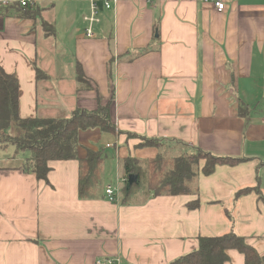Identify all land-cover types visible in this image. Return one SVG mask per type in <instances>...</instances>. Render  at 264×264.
I'll use <instances>...</instances> for the list:
<instances>
[{
    "label": "crops",
    "instance_id": "0c3cea01",
    "mask_svg": "<svg viewBox=\"0 0 264 264\" xmlns=\"http://www.w3.org/2000/svg\"><path fill=\"white\" fill-rule=\"evenodd\" d=\"M214 1L97 2L92 37L86 1L41 0L37 19L0 11V68L17 79L18 116L68 118L111 100L114 133L90 129L97 142H85L79 131L78 156L108 151L102 176L113 164L116 174L101 177L99 197L80 200L77 160L49 162L45 182L24 156L1 159L0 264H167L195 250L198 237L229 232L264 254V203L254 192L235 198L251 187L264 196V0H223L221 12ZM35 67L48 78L37 81ZM128 133L160 139L175 155L244 160L199 175L197 193L111 202L104 191L124 179L121 160L159 153ZM227 255L225 264H244L239 252Z\"/></svg>",
    "mask_w": 264,
    "mask_h": 264
},
{
    "label": "trees",
    "instance_id": "16d2710c",
    "mask_svg": "<svg viewBox=\"0 0 264 264\" xmlns=\"http://www.w3.org/2000/svg\"><path fill=\"white\" fill-rule=\"evenodd\" d=\"M13 10L20 19H37L39 8L26 9L20 6L3 9ZM45 31L53 33L51 25L45 23ZM112 65V61L111 64ZM36 80H45L48 75L35 67ZM78 82L86 84L79 72ZM108 77H112L109 70ZM110 103L99 104L94 110L75 109L68 118L34 117L22 119L18 116V83L15 75L7 74L0 68V147L12 146L15 154H21L32 163V172L37 180L47 181L51 161H78L77 195L80 200L99 197L102 191V171L105 155L102 150L87 149L82 158L78 156V133L89 129H98L105 133H114L110 117ZM242 106L239 113L243 112ZM11 123L20 129V135L7 133ZM127 138L141 142L137 148H156L159 153L151 159L139 161L132 157L121 160V176L125 182L120 190V203H132L136 197L144 200L158 196H181L197 193L196 182L199 175H211L215 167L234 166L244 159L216 157L208 152L195 149L193 153L172 154L160 139H151L134 134ZM203 162L201 166L200 163ZM29 170L28 166L24 167ZM128 176H136L137 183L126 190ZM254 192L258 200L264 203V196L258 187L244 188L235 198ZM191 210L199 207V202L188 203ZM230 218V216L228 215ZM235 250L243 255L244 264H264V254L250 245L244 237L233 232L220 236L198 237L197 247L167 264H225L229 261L228 251Z\"/></svg>",
    "mask_w": 264,
    "mask_h": 264
},
{
    "label": "built area",
    "instance_id": "2783aa9c",
    "mask_svg": "<svg viewBox=\"0 0 264 264\" xmlns=\"http://www.w3.org/2000/svg\"><path fill=\"white\" fill-rule=\"evenodd\" d=\"M41 0H0V11L6 8H11L14 6H20L26 9H33L35 5ZM65 1H86L89 3L90 10L89 15L84 18L85 22L89 24V27L85 30L86 37H92V31L90 25L97 23L98 12H97V2H102L105 9L111 8V2L116 3L117 0H65ZM214 5L217 11L221 12L224 9L223 0H215ZM264 122V118L262 119ZM106 148H112L111 145H107ZM125 182L123 180H117L116 183L110 184L105 188V196L111 202H117L120 198L121 183ZM119 259H105L104 261H97L96 264H118Z\"/></svg>",
    "mask_w": 264,
    "mask_h": 264
},
{
    "label": "rangeland",
    "instance_id": "374dc122",
    "mask_svg": "<svg viewBox=\"0 0 264 264\" xmlns=\"http://www.w3.org/2000/svg\"><path fill=\"white\" fill-rule=\"evenodd\" d=\"M58 116H62V115L60 114ZM47 118H50V117H47ZM7 133L10 136H18V135H20V129L14 123H11L10 127L7 130ZM89 133H92V130L89 129V130L85 131L84 134H82L83 135V139H82V136H81V140H83L85 142H90V141L97 142L96 139H94V138L90 139L88 137ZM94 133H99V132H97L95 130ZM87 139H90V140L89 141H86ZM107 139H110L111 140L110 137H107ZM96 146H97L98 149H100L98 144ZM146 151H155V150L149 149V150H146ZM14 152H15V150H14V148L12 146H8V147H5V148L4 147H0V160L4 158L5 160H7L6 161V163H7L8 160L18 158L16 156H19V157L22 156L21 154H18V155L17 154H14ZM103 152H104V155L105 156L107 155L108 158H109L110 152H108V151L107 152L106 151H103ZM121 154L124 157L126 156L125 153H123V152H121ZM115 176H116V174H115V167H114V164H113L112 167H111V171H109L108 169L105 170V172H104V174L102 176V181L103 182H109L110 179L111 180H114L115 179Z\"/></svg>",
    "mask_w": 264,
    "mask_h": 264
},
{
    "label": "water",
    "instance_id": "95a60500",
    "mask_svg": "<svg viewBox=\"0 0 264 264\" xmlns=\"http://www.w3.org/2000/svg\"><path fill=\"white\" fill-rule=\"evenodd\" d=\"M137 183V177L136 176H128L127 183H126V190L128 191L129 188Z\"/></svg>",
    "mask_w": 264,
    "mask_h": 264
}]
</instances>
